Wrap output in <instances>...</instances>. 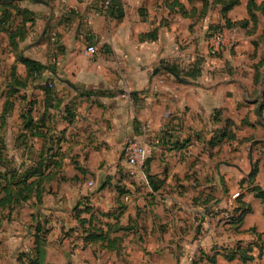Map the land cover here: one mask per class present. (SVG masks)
Here are the masks:
<instances>
[{
	"label": "crops",
	"instance_id": "1",
	"mask_svg": "<svg viewBox=\"0 0 264 264\" xmlns=\"http://www.w3.org/2000/svg\"><path fill=\"white\" fill-rule=\"evenodd\" d=\"M45 1L0 0V16L11 12L0 22V168L30 169L34 183L0 208V264H23L37 226L50 228L46 264H264L263 10L252 20L250 0L229 11L113 0L116 16L103 0ZM214 23L225 40L212 57ZM23 57L44 68L30 76ZM143 127L160 143L130 176L122 149ZM80 218L105 238L86 239Z\"/></svg>",
	"mask_w": 264,
	"mask_h": 264
},
{
	"label": "trees",
	"instance_id": "2",
	"mask_svg": "<svg viewBox=\"0 0 264 264\" xmlns=\"http://www.w3.org/2000/svg\"><path fill=\"white\" fill-rule=\"evenodd\" d=\"M215 1L224 5V11H229L232 8H234V6L239 4V0H215ZM112 2H113V0H112ZM2 4L9 6V5H12L13 2H2ZM254 8H256V9L259 8V9L263 10V12H264V1L260 6H258L254 0H250V2H249V13H250L252 20H256L255 13L253 12ZM15 10L18 13H23L26 16V18L27 17L30 18L32 15H34V13H32L31 11H29L27 9H20V8L15 7ZM115 11L118 12V13H116V16H122L123 15L122 11L119 10L118 7H116L115 3H113L112 8L109 10V14L114 15ZM10 18H11V12L6 8V10H4L0 16V22H2L3 24H6L7 21H10ZM241 23L243 25H247V21L241 22ZM225 26L233 27L234 23L227 22V23H225ZM21 61L28 66L30 76H34L35 72H38L39 70H42L44 68V66L41 65L39 62L34 61L32 59H29V58L23 57V58H21ZM169 70L174 71L177 74H179L178 70L173 68V67H169ZM261 79H262V74H261V72H259L257 77H256V81L258 83H260ZM106 93L107 92H105V91H90L87 94L104 95ZM27 125H30V122ZM0 166L4 167V164L1 160H0ZM29 170L30 169H26L23 173H20V175L18 176L17 175L18 172L17 173L14 172V170H12L11 168L7 167L6 171H2L0 168V208L12 206L13 204H15V205L20 204L22 201H26L30 198L32 187H33L34 183L29 182V178L33 175V174H31V172ZM34 173H37V172H34ZM9 174H10V177H9ZM37 174L41 175L42 173H37ZM148 178H149V181H150V184L152 185V187L154 189H157V184L153 180V177L150 175ZM38 195H39V197L41 196L40 195V189H38ZM258 195L260 197H263L264 191L259 190ZM208 202H209V199L205 198L204 204H208ZM84 210L89 211L90 208L88 206H85ZM248 211H249V208L243 209L239 215L234 216V221L235 222H241L243 219V216ZM80 223H81L82 228L85 230V232H87L86 239L96 240V239L105 238L103 236V233H100L99 231H96L93 229L92 219L89 221L88 219H81L80 218ZM86 223H89V225H90L88 228L86 226ZM49 231H50V228H48V227L37 226L35 228L34 235H35L36 246H35L33 252L21 254L23 264H46L45 263V252H46L45 247H46V242H47L46 236L49 233ZM243 258L245 260L251 259V257L249 255H246L245 257L243 256Z\"/></svg>",
	"mask_w": 264,
	"mask_h": 264
},
{
	"label": "built area",
	"instance_id": "3",
	"mask_svg": "<svg viewBox=\"0 0 264 264\" xmlns=\"http://www.w3.org/2000/svg\"><path fill=\"white\" fill-rule=\"evenodd\" d=\"M113 2L112 0H103L101 4V8L104 12L108 13L109 10L112 8ZM209 55L218 56L225 40V33L222 29H215L211 36L209 37ZM87 51L95 53L96 47L90 45L87 48ZM35 76L38 75V72L34 73ZM153 142L151 143V141ZM159 138H151L150 134L148 133L147 127L142 128V132L139 136L133 137L125 142L122 154H121V162L128 165L127 173L130 176H136L139 173V170L143 167L149 152L151 150L152 144H159ZM240 196V195H239ZM238 196V197H239ZM237 197V198H238ZM126 199L129 200V195H126ZM204 199L201 202L204 203ZM229 215V214H228ZM231 216V213H230Z\"/></svg>",
	"mask_w": 264,
	"mask_h": 264
},
{
	"label": "water",
	"instance_id": "4",
	"mask_svg": "<svg viewBox=\"0 0 264 264\" xmlns=\"http://www.w3.org/2000/svg\"><path fill=\"white\" fill-rule=\"evenodd\" d=\"M36 1L43 2V3L48 4V2L45 1V0H36ZM174 75H175L180 81H183V82H189V81H187L186 79L182 78L180 75H178V74H176V73H174ZM125 92H126L125 90H121V93H125ZM133 93H134V92H130V94H133Z\"/></svg>",
	"mask_w": 264,
	"mask_h": 264
},
{
	"label": "rangeland",
	"instance_id": "5",
	"mask_svg": "<svg viewBox=\"0 0 264 264\" xmlns=\"http://www.w3.org/2000/svg\"><path fill=\"white\" fill-rule=\"evenodd\" d=\"M262 23V22H261ZM214 25V27H218V28H220V29H222L223 28V26H220V24H213ZM218 28H216V29H218ZM215 29V28H214ZM213 31V30H212Z\"/></svg>",
	"mask_w": 264,
	"mask_h": 264
}]
</instances>
